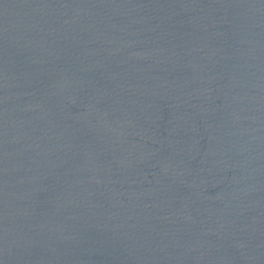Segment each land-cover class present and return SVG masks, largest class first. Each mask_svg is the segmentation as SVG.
Returning a JSON list of instances; mask_svg holds the SVG:
<instances>
[{
    "label": "water",
    "instance_id": "obj_1",
    "mask_svg": "<svg viewBox=\"0 0 264 264\" xmlns=\"http://www.w3.org/2000/svg\"><path fill=\"white\" fill-rule=\"evenodd\" d=\"M0 264H264V0H0Z\"/></svg>",
    "mask_w": 264,
    "mask_h": 264
}]
</instances>
